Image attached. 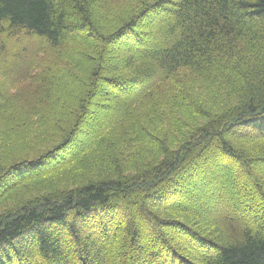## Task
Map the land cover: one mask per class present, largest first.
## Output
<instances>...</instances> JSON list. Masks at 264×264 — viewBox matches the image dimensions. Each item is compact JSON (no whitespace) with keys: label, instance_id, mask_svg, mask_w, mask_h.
Returning a JSON list of instances; mask_svg holds the SVG:
<instances>
[{"label":"trees","instance_id":"16d2710c","mask_svg":"<svg viewBox=\"0 0 264 264\" xmlns=\"http://www.w3.org/2000/svg\"><path fill=\"white\" fill-rule=\"evenodd\" d=\"M263 210L264 0H0V264H264Z\"/></svg>","mask_w":264,"mask_h":264},{"label":"rangeland","instance_id":"374dc122","mask_svg":"<svg viewBox=\"0 0 264 264\" xmlns=\"http://www.w3.org/2000/svg\"><path fill=\"white\" fill-rule=\"evenodd\" d=\"M124 55L125 54H124L123 50L120 51V52H113L110 55V59L109 60L110 61H113V63H115L116 65L119 66V65H121V62H122V59H123V56ZM107 101L108 100H105V102H107ZM110 107H111V110H115L114 109L115 108L114 105L111 104ZM85 129L86 130L83 131L78 136V138L75 140L76 142H82V141H84L86 139L87 135H89V134H92V136H95L94 135L95 134V130L93 128L89 129V127H88V128H85ZM202 172H204V171H202ZM225 187L226 186L224 185L223 188H225ZM193 201H195V202L198 201L197 202V205L201 206L202 209H205V206H207L206 202H201L200 199H198V198H196V199L193 198ZM189 205L193 206L192 204H189ZM214 209H215V212L217 214H226L225 211L231 210L232 207L229 208L228 205L225 206V204L224 205H222V204L221 205H218L217 204V208H214ZM240 209H241V205H240ZM239 213L242 216H244L243 219L241 218V220L244 222L243 224L245 226L249 227V228H253V227L257 226V225L259 226L260 225V222L263 219V215H262L263 213L260 210H258V211L256 210L255 211L256 214L254 213V215L258 216L257 218H259L260 220L254 221V222L250 221L249 218L247 217V215L249 213H247V212H245L243 210H242V212H239ZM245 213H246V215H245ZM163 215L164 214H159V217L162 220H163ZM227 215L229 217H231L230 214H227ZM145 232H146V235H148V233H150V230L149 229H146ZM154 233H156V235H158V239L157 240H154V242L153 243H150V244H148V242L145 240L144 241L145 243L143 244V246H147L148 248H151V246H154L155 249H158V247H159V250H162L164 252V254H166L168 256H170V254L171 255H179V254H181L182 256H184V259L185 260H188V261H186V263H182V264H193L195 262V254H193V253H196V255H197L200 251H202L200 249V246L198 245V243L195 242V241H192L190 239V237L187 236V234H185L186 232H185L184 229L181 230V232H175V234L177 235L178 238L174 235V237L176 239L174 242L172 240H170L169 237L168 238H166V237H163L162 238V236L160 235V230L159 229L154 230ZM169 234L172 235L171 233H169ZM160 238H162V239L159 240ZM183 243H186V247L184 246ZM167 252L170 253V254H168ZM172 262L176 264L178 261L172 259Z\"/></svg>","mask_w":264,"mask_h":264}]
</instances>
